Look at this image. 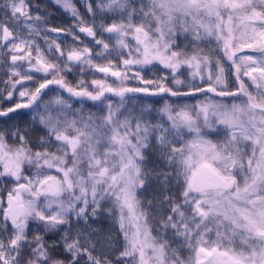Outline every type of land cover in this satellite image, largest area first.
<instances>
[{
  "label": "snow or ice",
  "instance_id": "obj_1",
  "mask_svg": "<svg viewBox=\"0 0 264 264\" xmlns=\"http://www.w3.org/2000/svg\"><path fill=\"white\" fill-rule=\"evenodd\" d=\"M0 264H264V0H0Z\"/></svg>",
  "mask_w": 264,
  "mask_h": 264
}]
</instances>
